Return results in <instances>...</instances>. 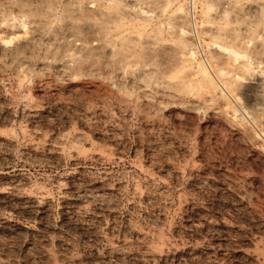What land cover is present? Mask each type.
<instances>
[{
	"label": "rangeland",
	"instance_id": "1",
	"mask_svg": "<svg viewBox=\"0 0 264 264\" xmlns=\"http://www.w3.org/2000/svg\"><path fill=\"white\" fill-rule=\"evenodd\" d=\"M4 22L0 264H264V0H0Z\"/></svg>",
	"mask_w": 264,
	"mask_h": 264
},
{
	"label": "bare ground",
	"instance_id": "2",
	"mask_svg": "<svg viewBox=\"0 0 264 264\" xmlns=\"http://www.w3.org/2000/svg\"><path fill=\"white\" fill-rule=\"evenodd\" d=\"M179 11H182L181 10V8L179 9ZM21 18V17H20ZM25 24H26V22H25V20H22V19H19V17H18V21H17V24H16V30L19 32V31H24V29H25ZM13 25H14V23L13 24H7L6 22H4L2 25H1V27H0V41H1V43L3 44V45H8V44H10L13 40H15L17 37L15 36V35H12V34H15V31H12V32H9L10 34H7V32H6V29H7V27L8 26H10L11 28H13ZM171 28H173V27H171ZM180 32H181V34H185L186 33V31L184 30V29H180L179 30ZM235 37V36H234ZM238 37V36H237ZM236 39V38H235ZM234 39V40H235ZM183 43V42H182ZM184 45H187V44H184ZM218 47H220L219 49H221L222 51H224V52H227V53H229V55L231 54V56L235 59V60H237V59H239V58H242V59H249V58H246L247 56L243 53H239V51L238 52H236L237 50H235V49H228L229 47H227V48H224V46H223V48H222V46H219L218 45ZM231 48V47H230ZM235 50V51H234ZM259 50V49H258ZM257 50V51H258ZM242 52V51H241ZM252 52V51H251ZM261 52V51H260ZM263 52V51H262ZM247 54V53H246ZM257 54H258V52H257ZM188 55L191 57V58H193V59H195V54H194V52H192V51H188ZM234 60V61H235ZM250 62V61H249ZM246 63H248V62H246ZM251 63V62H250ZM249 63V64H250ZM201 64H202V62H201ZM199 65V68H200V72L202 73V75L203 76H206V77H208V74L210 73L209 71H208V69H207V66L204 64V65ZM248 64V65H249ZM243 65H245V64H243ZM245 67V66H244ZM243 67V68H244ZM247 66H246V70H247ZM198 69H196V71H197ZM241 71V70H240ZM243 71V70H242ZM199 72V73H200ZM251 72H252V70H251ZM200 73V74H201ZM242 73V72H241ZM250 74V73H249ZM202 75H200V76H202ZM242 75H244V74H242ZM210 76V75H209ZM205 77V78H206ZM241 77V76H240ZM202 78V77H201ZM245 78V77H244ZM211 81H210V80ZM209 79H207V80H209V82L210 83H212L213 82V80H212V78H210L209 77ZM202 80V79H201ZM207 84V83H206Z\"/></svg>",
	"mask_w": 264,
	"mask_h": 264
}]
</instances>
